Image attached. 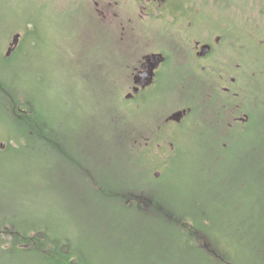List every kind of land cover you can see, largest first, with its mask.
Listing matches in <instances>:
<instances>
[{
  "label": "rangeland",
  "instance_id": "rangeland-1",
  "mask_svg": "<svg viewBox=\"0 0 264 264\" xmlns=\"http://www.w3.org/2000/svg\"><path fill=\"white\" fill-rule=\"evenodd\" d=\"M76 1L0 0V87L10 92H0V264H45L59 242L90 264H217L195 251L202 241L181 237L191 213L214 223L210 235L231 264H264V1L237 3L248 13L229 19L234 54L258 75L248 90L252 123L233 125L228 150L212 116L195 113L188 131L170 124L181 149L173 159L169 146L145 150L153 135L143 134L181 103L180 84L167 79L139 107L124 98L130 48L169 41L124 38ZM16 34L22 43L8 56ZM8 94L46 120L39 137L28 140L6 110ZM138 136L142 146L132 147ZM136 195L160 205L151 214Z\"/></svg>",
  "mask_w": 264,
  "mask_h": 264
},
{
  "label": "flooded vegetation",
  "instance_id": "flooded-vegetation-1",
  "mask_svg": "<svg viewBox=\"0 0 264 264\" xmlns=\"http://www.w3.org/2000/svg\"><path fill=\"white\" fill-rule=\"evenodd\" d=\"M77 1L88 4L96 18L119 30L124 38L140 41L164 35L165 40L169 41L166 42L167 48L143 49V42L130 48L134 52V58L131 59L134 64L128 67L125 99L139 107L147 104L150 94L158 91L167 79L173 78L180 84L178 93L181 103L167 115H161L154 133L143 134L153 135V138H145V150L156 146L164 153L169 146L174 149L171 151L172 159L177 157L180 145H176L172 139L176 132L168 125L176 124L181 131H188L192 116L197 112H202V117L212 116L211 124L207 125L217 132L216 140L225 150L232 148L229 136L233 125L246 127L252 123V116L246 108L250 99L248 90L258 82V75L251 71L241 50L235 54L233 52L237 44L229 21L240 13L247 15V11L234 9L239 8L237 3L249 0ZM246 15L244 17L248 22L249 17ZM16 35L20 36L18 44L15 45L13 38L8 52L14 51L22 43L24 36ZM120 50L126 51L127 47ZM167 75L171 77L167 78ZM117 82L120 79L114 80L113 85ZM187 98L191 100L187 101ZM165 133L170 135L168 139L163 137ZM204 134L198 133L199 136ZM140 136L133 139L132 147L142 146ZM185 144L183 142L181 146ZM145 153L141 152V157ZM159 174L160 171L155 176ZM137 196L136 200L140 197ZM141 201H144L143 205L146 210L150 209L151 214L160 205L154 196L147 200L142 197ZM140 203H137L138 207H141Z\"/></svg>",
  "mask_w": 264,
  "mask_h": 264
},
{
  "label": "trees",
  "instance_id": "trees-1",
  "mask_svg": "<svg viewBox=\"0 0 264 264\" xmlns=\"http://www.w3.org/2000/svg\"><path fill=\"white\" fill-rule=\"evenodd\" d=\"M3 94L10 93L8 90L6 91L5 88L3 90L2 87H0V92H3ZM0 97L4 98L3 95H0ZM5 99L6 104L5 108L11 115V112L16 113V117L19 120V126H22V128L26 129V136L28 137V140H32L38 135V132L40 131L41 127L43 126L42 124L46 123V120L43 117H39L38 111L34 108V106L29 103L27 100L26 102L19 100L18 97H13L10 94L6 95ZM4 99V100H5ZM13 115V114H12ZM46 130V127H45ZM48 131V129L46 130ZM240 155H238V160L240 162ZM111 193H106L105 195H108ZM109 196V195H108ZM142 197L140 196L138 198V202L141 205H143L144 201H141ZM184 220V225L182 222V225L184 228H187L186 232H182L181 228V237L185 238L188 241H193V240H200L203 243L199 244L196 247H194L195 251L199 253H206L212 258V260L217 263V264H231V261L233 260L231 256L228 254H224L223 252L220 251V248L218 247L219 244L217 243L214 238L211 237L210 233L212 231H215V226L214 223H211V221L207 218H205L201 213H195L192 214L191 216H186ZM0 226H2L0 224ZM208 235V240L205 239V236ZM198 236L200 238H198ZM210 238V240H209ZM210 241V242H209ZM54 245V254L53 256L44 258L41 257V260L44 261L45 264H90L88 260L85 259L79 252L76 251V249H70L68 244L59 242L53 243ZM204 244V245H203ZM213 244L216 246L218 251L213 247L210 249V245ZM74 250V251H73ZM20 253H25L27 256L30 255H36L39 256L35 253L34 250L32 249H22ZM213 253L214 255H220V257L215 258L211 256L210 254ZM228 253V252H227ZM232 259V260H231ZM234 263V261H233ZM232 263V264H233Z\"/></svg>",
  "mask_w": 264,
  "mask_h": 264
},
{
  "label": "water",
  "instance_id": "water-1",
  "mask_svg": "<svg viewBox=\"0 0 264 264\" xmlns=\"http://www.w3.org/2000/svg\"><path fill=\"white\" fill-rule=\"evenodd\" d=\"M19 38H20L19 35H15V36H14V43H15V45L18 44V40H19ZM11 53H12V50H9V52H8L7 55L9 56Z\"/></svg>",
  "mask_w": 264,
  "mask_h": 264
}]
</instances>
